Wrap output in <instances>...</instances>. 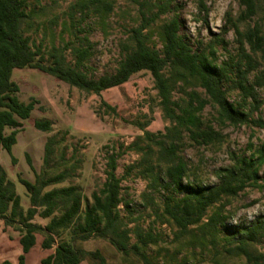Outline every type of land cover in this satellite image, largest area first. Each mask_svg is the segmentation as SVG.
I'll return each instance as SVG.
<instances>
[{
    "label": "rangeland",
    "instance_id": "rangeland-1",
    "mask_svg": "<svg viewBox=\"0 0 264 264\" xmlns=\"http://www.w3.org/2000/svg\"><path fill=\"white\" fill-rule=\"evenodd\" d=\"M93 1L26 0L25 10L30 18L20 25V31L30 39L32 46L40 44L45 53L52 48L57 49L69 65L75 62L73 49L86 47V38L91 49L79 70L88 78L97 79L114 73L130 49L127 38L130 30L141 24L142 13L148 18L157 12L158 5L169 0H99L101 4ZM170 1L168 11L143 31L149 47L161 50L159 27L177 18L179 35L192 50L204 49L215 65L229 63L236 57L235 35L227 26L226 14L237 15V0H202L207 12L199 9L198 0ZM253 22L264 23L263 9H258L251 24ZM224 26L226 32L221 38L222 43H213L214 35H220ZM252 56L258 70H263L261 54ZM167 72L166 69L164 73ZM11 78L19 87L17 96L21 102L27 103L31 99L38 102L30 118L20 121L12 158L0 149V172L12 185L23 216L29 207V199L19 179L34 183L38 176L47 179L60 175L61 179L45 186L42 194L73 186L83 197V207L85 201H91V193L104 182L106 156L121 153V145H128L143 134L137 123L150 133L164 132L168 126L158 104L153 79L145 71L134 74L120 87L106 90L98 96L36 70H14ZM228 85L223 84L228 102L237 110L247 112L251 109V101L243 104L238 90L230 89ZM192 90L204 98L203 91L193 81L187 80L176 86L172 100L184 103L186 94ZM255 91L261 104L250 120L264 123V90ZM199 116L204 124H210L220 132L222 139L209 147H196L184 133L179 155L187 165L189 176L183 180V188L172 192L176 198L186 193L189 183L203 188L217 184V172L231 165V156L248 158L257 150L264 149V129L254 123L231 126L221 121L210 106H205ZM33 120L50 122V130L35 129ZM5 133L8 134L9 130ZM138 158L132 152L123 151L117 159L115 175L121 187L122 202L118 206L121 228L132 230L139 227L144 233L150 231L157 240L155 244L141 248L147 263L131 251L127 254L117 252L106 240L96 237L76 242L77 248L85 252L99 250L107 264H247L243 257L225 252L235 245H227L225 239L234 242L243 228L264 215V165L258 169L255 186L245 188L235 197L222 198L207 210L198 226L188 227L181 235L164 210L165 193L156 183L153 185L150 180L136 176L137 169H127ZM44 209L45 206H38L30 222L44 226L59 213L52 211L47 217H42L40 214ZM212 214L223 220L215 230L209 231L205 223ZM68 233L69 230L64 231L61 240L68 239ZM42 238V235H36L35 245L24 256V264H39L52 252L41 249ZM18 239L19 233L15 228L5 226L0 220V263L7 260L18 264L17 257L21 254ZM134 242L130 234L129 245ZM248 249L254 255H264V237L250 243ZM90 262L86 257L82 264Z\"/></svg>",
    "mask_w": 264,
    "mask_h": 264
},
{
    "label": "trees",
    "instance_id": "trees-1",
    "mask_svg": "<svg viewBox=\"0 0 264 264\" xmlns=\"http://www.w3.org/2000/svg\"><path fill=\"white\" fill-rule=\"evenodd\" d=\"M93 2L101 4L99 0ZM237 2V15L232 17L226 14L227 26L233 29L237 44V55L229 63L215 65L204 49L192 50L179 35L180 24L177 18L160 25V51L148 46L147 35L143 31L168 11L171 3L169 0L158 5L157 12L148 18L142 13L141 24L131 29L127 38L130 49L125 52L114 73L93 79L79 70L91 49L86 38V47L73 49L75 62L74 65H69L57 49L52 48L45 53L40 44L32 46L30 39L21 33L20 25L30 18L25 10L26 0H0V149L12 158V147L16 143L20 121L28 120L38 103L34 99L27 103L18 99L19 87L11 78L14 70H36L97 96L106 90L120 87L134 74L148 72L153 79L158 104L168 126L164 128V132L150 133L144 131L142 125L137 123L143 134L128 145L120 146L124 152L139 156L127 169H137L136 176L150 180L153 185L156 183L165 193L164 210L169 221L179 230V234H184L188 227L198 226L207 210L222 198L235 197L245 188L255 186L258 169L264 165V149L257 150L248 158L231 156V165L218 170L217 184L203 188L189 183L182 197L176 198L172 194L173 191L184 187L182 182L189 176L187 165L179 155L184 133L188 141L196 147H209L221 142L220 132L214 130L210 124H204L199 116L205 106H210L221 121L231 126L252 122L264 129V123L260 120H250L261 104L255 90H264V69L258 70L252 56L260 53L264 58V23L251 24L258 9L264 11V0ZM198 7L207 12L202 0H198ZM225 32L224 26L220 35H214L212 42L222 43L221 38ZM166 69L168 72L165 74ZM187 80L193 81L203 91L204 98L192 90L186 94L184 103L172 100L173 90ZM225 83H229L228 88L238 90L243 104L250 100L251 109L244 112L229 103L223 89ZM238 106L242 107L240 104ZM32 124L37 130H50L48 121L33 120ZM7 130L8 134L5 133ZM46 150L48 152V146ZM122 152L106 156L104 182L97 191L91 193V201H85L83 207V197L73 186L53 189L42 194L45 186L61 179L60 175L47 179L38 176L34 183L24 179L18 180L29 199V207L23 216L12 185L5 181L0 172V220L5 226L14 227L19 233L21 254L17 257L18 264H24V256L35 245L37 234L43 236L41 249L52 250L39 264H82L86 257L90 259L91 264H107L99 250L85 252L75 246L76 242H85L93 237L106 240L119 253L127 254L131 251L147 263L141 248L155 244L156 238L150 231L144 233L139 227L132 230L121 228L118 209L122 202L121 187L115 170L117 159ZM27 162L30 164L29 160ZM38 206H45L40 214L42 217H47L52 211L59 213L46 225L39 226L30 222ZM222 220L212 214L208 217L205 227L209 231L215 230ZM66 230H69L68 239L61 240V234ZM130 234L135 239L131 245ZM261 237H264V215L243 228L234 242L225 239L227 245L235 243L225 252L231 256L243 257L247 264H264L263 254L254 255L248 249L250 243ZM0 264L12 263L4 260Z\"/></svg>",
    "mask_w": 264,
    "mask_h": 264
},
{
    "label": "crops",
    "instance_id": "crops-1",
    "mask_svg": "<svg viewBox=\"0 0 264 264\" xmlns=\"http://www.w3.org/2000/svg\"><path fill=\"white\" fill-rule=\"evenodd\" d=\"M13 148V147H12ZM46 257V256H45ZM43 259V258H42ZM40 262V261H39Z\"/></svg>",
    "mask_w": 264,
    "mask_h": 264
}]
</instances>
